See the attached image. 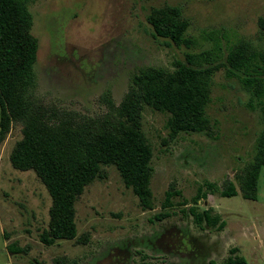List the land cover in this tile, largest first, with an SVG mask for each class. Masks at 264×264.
<instances>
[{"label":"rangeland","instance_id":"obj_1","mask_svg":"<svg viewBox=\"0 0 264 264\" xmlns=\"http://www.w3.org/2000/svg\"><path fill=\"white\" fill-rule=\"evenodd\" d=\"M169 7L188 19L195 49L154 34L149 15ZM28 8L39 40L28 99L56 123L104 115L109 101L122 102L141 68L173 70L187 53L212 47L210 34L223 43L249 41L264 52V0H31ZM209 82L205 131L169 140L166 114L143 110V131L154 152L155 208L143 209L118 169L105 166L107 177L87 185L76 202L78 237L50 246L40 235L49 226L52 199L35 170L12 164L23 138V124L13 122L0 143V264H224L234 247L248 264H264V92L255 95V86L227 76L225 68ZM258 164V198L248 199L241 184ZM229 181L238 194L223 197ZM208 182L219 191L209 192ZM200 188L209 194L198 200L199 209L218 214L223 230L195 224L187 203ZM167 191L178 193L167 208L172 215L158 220ZM12 243L21 251L12 252Z\"/></svg>","mask_w":264,"mask_h":264},{"label":"trees","instance_id":"obj_2","mask_svg":"<svg viewBox=\"0 0 264 264\" xmlns=\"http://www.w3.org/2000/svg\"><path fill=\"white\" fill-rule=\"evenodd\" d=\"M29 1L0 0V143L13 122L23 124V138L13 150L11 160L18 169L35 170L49 191L50 222L40 235L46 245L78 237L76 202L87 185L107 177L105 166L118 169L143 209L155 208L151 189L154 152L142 127L146 106L166 114L168 139L174 140L181 133L209 128V79L217 69L225 68L227 76L238 78L247 87L255 86V95L264 92V52L249 41L223 43L220 36L210 34L209 39L214 41L212 47L187 53L184 60L175 63L173 70L155 66L141 68L133 76L122 102L109 101L104 115L84 117L80 121L74 117L58 118L56 123L55 118L47 116L28 99L36 82L33 66L39 49V40L32 33ZM148 20L156 36L178 47H197L198 40L187 35L189 22L179 8L153 10ZM259 27L264 35V17L259 19ZM260 143L263 156L264 133ZM260 162L264 165V157ZM260 164L252 166L248 177L243 178L245 198H258ZM207 187L211 193L219 191L214 183L208 182ZM220 193L231 197L238 190L229 181ZM176 194L167 191L161 205L163 210L156 213V219L164 220L172 215L167 208L173 204L171 199ZM208 194L200 188L192 202L187 203L192 204L188 211L198 226L223 230L226 222L218 214L210 208L198 207V200ZM8 248L14 253L21 251L15 243ZM237 252L238 247L232 248L231 253L235 255L229 256L224 264H248Z\"/></svg>","mask_w":264,"mask_h":264}]
</instances>
